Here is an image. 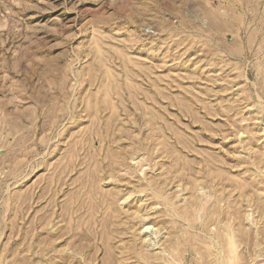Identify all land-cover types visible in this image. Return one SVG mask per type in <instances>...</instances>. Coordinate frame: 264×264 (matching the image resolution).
<instances>
[{
  "label": "rangeland",
  "instance_id": "rangeland-1",
  "mask_svg": "<svg viewBox=\"0 0 264 264\" xmlns=\"http://www.w3.org/2000/svg\"><path fill=\"white\" fill-rule=\"evenodd\" d=\"M0 264H264V0H0Z\"/></svg>",
  "mask_w": 264,
  "mask_h": 264
}]
</instances>
